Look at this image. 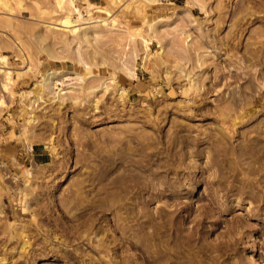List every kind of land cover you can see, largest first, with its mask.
Returning <instances> with one entry per match:
<instances>
[{"label":"rangeland","instance_id":"rangeland-1","mask_svg":"<svg viewBox=\"0 0 264 264\" xmlns=\"http://www.w3.org/2000/svg\"><path fill=\"white\" fill-rule=\"evenodd\" d=\"M263 72L264 0H0V264H264Z\"/></svg>","mask_w":264,"mask_h":264},{"label":"bare ground","instance_id":"bare-ground-1","mask_svg":"<svg viewBox=\"0 0 264 264\" xmlns=\"http://www.w3.org/2000/svg\"><path fill=\"white\" fill-rule=\"evenodd\" d=\"M69 23H70V21H69V18H64V20H62V23L60 24L61 26H69ZM262 46V45H261ZM260 49V48H259ZM258 49V50H259ZM262 52V51H261ZM231 56V55H230ZM258 59V58H257ZM227 60V59H226ZM229 60V59H228ZM227 60V61H228ZM234 61H235V59H234ZM263 61V60H262ZM254 64V63H253ZM247 66V65H246ZM254 66V65H253ZM245 69V68H244ZM262 73V72H261ZM264 73V72H263ZM52 76H53V73H52ZM51 76V77H52ZM258 76V75H257ZM263 77H264V75H263ZM49 78H50V75H49ZM52 78H54V77H52ZM259 79V78H258ZM259 81V80H258ZM261 81V80H260ZM251 83V82H250ZM230 85V84H229ZM5 86V85H4ZM3 86V87H4ZM6 87V86H5ZM238 87H240V86H238ZM249 87V86H248ZM237 90V89H236ZM243 90V89H242ZM241 90V91H242ZM249 90V89H248ZM230 91V90H229ZM244 91H246V90H244ZM234 92V91H233ZM236 92V91H235ZM241 93V92H240ZM239 94V93H238ZM238 94L236 95V96H238ZM243 94V93H242ZM230 95H231V93H230ZM256 95V94H255ZM245 97V96H244ZM224 98V97H223ZM246 98H247V96H246ZM246 98H244V99H246ZM264 98V97H263ZM226 99V98H225ZM249 99H250V97H249ZM245 102H247V101H245ZM244 102V103H245ZM253 105V104H252ZM246 113V112H245ZM227 114V113H226ZM227 115H229V114H227ZM251 115V114H250ZM240 116V115H239ZM252 116V115H251ZM236 117V116H235ZM243 118V117H242ZM247 118V117H246ZM253 118V117H252ZM251 119V118H250ZM225 120V119H224ZM233 120H236V119H234L233 118ZM249 120V119H248ZM253 120V119H252ZM241 122H243V121H241ZM249 122V121H248ZM237 123H238V121H237ZM229 124V123H228ZM246 124H247V122H246ZM234 125V126H233ZM233 129L235 128V126H236V124H235V122L233 123ZM243 126H244V124H243ZM255 126H256V124H255ZM223 127H226V126H223ZM249 130V129H248ZM229 131V130H228ZM227 131V132H228ZM234 131H236V130H234ZM240 131V130H239ZM238 131V132H239ZM230 133V132H229ZM244 133V132H243ZM226 134V133H225ZM222 135V134H221ZM220 135V136H221ZM240 135V134H239ZM195 136V135H194ZM193 136V138H195ZM223 136V135H222ZM227 137H228V135H226ZM230 137V136H229ZM228 137V138H229ZM255 137V136H254ZM240 138V137H239ZM196 139H197V137H196ZM216 139V138H215ZM255 139V138H254ZM202 140H203V138H202ZM206 140V139H205ZM217 140V139H216ZM260 140V139H259ZM199 141V140H198ZM201 141V140H200ZM210 141V140H209ZM218 141V140H217ZM254 141V140H253ZM189 142H191V140L189 141ZM195 142H197V140H195ZM194 142V143H195ZM204 142V141H203ZM207 142H208V139H207ZM256 142V141H255ZM259 142V141H258ZM117 142H115V144H116ZM181 143V142H180ZM179 143V144H180ZM183 143V142H182ZM192 143V142H191ZM193 143V144H194ZM200 142H198V144H199ZM201 143H202V141H201ZM200 143V144H201ZM209 143V142H208ZM220 143V142H219ZM230 143V142H229ZM264 143V142H263ZM114 144V145H115ZM198 144H196L197 146V148L199 147L198 146ZM212 144V143H211ZM217 144H218V142H217ZM216 144V145H217ZM228 144V143H227ZM239 144V143H238ZM253 144H255V143H253ZM260 144V143H259ZM262 144V143H261ZM178 145V144H177ZM220 145V144H219ZM179 146V145H178ZM191 146V145H190ZM195 146V145H194ZM204 146V145H203ZM230 146V145H229ZM233 146V145H232ZM235 146V145H234ZM244 146V145H243ZM254 146V145H253ZM258 146V145H257ZM262 146V145H261ZM49 147V146H48ZM245 147V146H244ZM194 148V147H193ZM222 148H224V147H222ZM51 149V148H50ZM232 149V148H231ZM196 150V149H195ZM200 150H203V148H201ZM221 150V149H220ZM224 150V149H223ZM227 150H228V148H227ZM246 150V149H245ZM248 150H250V149H248ZM255 150V149H254ZM193 151V150H192ZM198 151H199V149H198ZM225 151H226V149H225ZM235 151V150H234ZM256 151V150H255ZM263 151V150H262ZM175 152V151H174ZM203 152V151H202ZM228 152H229V150H228ZM261 152V151H260ZM224 153V152H223ZM234 153V152H233ZM176 154V153H175ZM198 154H199V152H198ZM194 155V154H193ZM219 155V154H218ZM221 155H222V153H221ZM224 155V154H223ZM180 156V155H179ZM199 157V156H198ZM214 157H215V155H214ZM180 158V157H179ZM223 158V157H222ZM227 159V158H226ZM225 159V160H226ZM234 159V158H233ZM224 160V161H225ZM229 160V159H228ZM232 163H234L233 161H232ZM128 165V164H127ZM124 167V166H123ZM130 167V166H129ZM128 168V167H127ZM130 170H131V168H129ZM138 169V168H137ZM118 170L120 171V169L118 168ZM133 170V169H132ZM127 171V170H126ZM116 172V171H115ZM128 172H129V170H128ZM218 172V171H217ZM217 172H216V175H217ZM221 172V171H220ZM219 172V173H220ZM117 173V172H116ZM132 173V172H131ZM113 174V173H112ZM111 174V175H112ZM123 174V173H122ZM128 174V173H127ZM133 174V173H132ZM215 174V173H214ZM129 175H131L130 173H129ZM223 175H225V174H223ZM127 175L125 174L124 175V177H126ZM139 176V175H138ZM133 177V176H132ZM225 177V176H224ZM114 178V177H113ZM128 178V177H127ZM138 178V177H137ZM216 178V177H215ZM223 179V177H221L220 176V179ZM129 179V178H128ZM131 179V178H130ZM139 180H142V179H140V178H138ZM219 179V178H218ZM220 179H219V181H220ZM122 180H123V177H122ZM117 181V180H116ZM116 181H114V182H116ZM136 181H138V180H136ZM212 181V180H211ZM128 182V181H127ZM126 182V179H125V183H127ZM213 182V181H212ZM244 182V181H243ZM122 183V182H121ZM124 183V180H123V184H125ZM217 183V182H216ZM122 184V185H123ZM128 184V183H127ZM130 184V183H129ZM211 185V184H210ZM223 185V184H222ZM225 185V184H224ZM129 186V185H128ZM209 186V185H208ZM214 186V185H213ZM118 187V186H117ZM130 187H132V186H130ZM137 187V186H136ZM210 187V186H209ZM215 187V186H214ZM218 187V186H217ZM220 187H225V186H220ZM133 188V187H132ZM216 188V187H215ZM219 188V187H218ZM127 189V188H126ZM141 189V188H140ZM221 189V188H220ZM219 189V190H220ZM125 190V188L123 189V191ZM137 190V189H136ZM143 190V189H142ZM208 190V189H207ZM210 190V189H209ZM213 190V189H212ZM120 191H122V190H120ZM128 191V190H127ZM126 191V192H127ZM139 191V190H138ZM114 192H115V190H114ZM118 192V191H117ZM125 192V193H126ZM219 192H221L222 193V191H219ZM137 193V192H136ZM211 193V192H210ZM215 193V192H214ZM217 194V193H216ZM207 195H210V194H207ZM212 196H213V193H212ZM215 196V195H214ZM213 196V197H214ZM118 197V196H117ZM220 197V196H219ZM216 199V198H215ZM116 200V199H115ZM217 200V199H216ZM212 201H214V200H212ZM218 201V200H217ZM113 202H115V201H113ZM220 203V202H219ZM115 204V203H114ZM120 205V204H119ZM209 205V204H208ZM219 205H221V204H218V206ZM214 206V205H213ZM216 206V205H215ZM222 206V205H221ZM118 207V206H117ZM204 207V206H203ZM201 208V207H200ZM208 208V207H207ZM119 207H118V209H116L117 211H119ZM185 209V208H184ZM198 209V208H197ZM210 209V208H209ZM200 210V209H199ZM203 210V209H202ZM201 210V211H202ZM205 210V209H204ZM208 210V209H207ZM126 211V210H125ZM175 211V210H174ZM179 212V211H178ZM208 214H211L210 212H207ZM171 214H173V213H171ZM167 215V214H166ZM168 215H169V213H168ZM189 215V214H188ZM144 216V215H143ZM197 216H198V214H197ZM196 216V217H197ZM202 216V215H201ZM205 216H206V212H205ZM149 217V216H148ZM165 217V218H164ZM163 217V215H161V217H159V216H157V218H156V216L155 217H151V219L149 220V222H148V225H149V227H152L150 230V232H147V231H143L142 229H141V231L137 234V235H135L134 236V241H136L135 243H137V245L136 244H134V242H130V244H131V246L129 247L130 249L129 250H126L125 252H126V254H127V258L125 259V260H123V261H120V264H164V263H166L167 261H177L178 259H180V260H182L183 258H186V257H184V255H186V254H188V257H187V259L189 258V259H191V260H194L195 258H199V253H201L202 254V252L201 251H203V249L205 250L206 248H203V249H201L202 248V246H203V244H202V246H201V248H200V246L199 245H197V243H199V241H201L202 240V237L203 236H201V234H200V229L198 228L197 230H196V232H194V233H184V232H186V231H182V227L180 228L179 226H178V224L180 223V222H178V223H176L175 221H174V219H167L168 217H166V216H164ZM176 217H178V216H176ZM195 217V218H196ZM212 217V216H211ZM116 220V219H115ZM140 220V219H139ZM146 220V219H145ZM180 220V219H179ZM197 220H199V219H197ZM196 220V221H197ZM204 221H205V219H203ZM126 221V220H125ZM128 221V220H127ZM201 221V220H200ZM200 221L198 222V224L200 223ZM118 222V221H117ZM130 222V221H129ZM207 222V221H206ZM126 223V222H125ZM141 223H142V221H141ZM197 222H195V224H196ZM201 224V223H200ZM140 225V224H139ZM182 225V224H181ZM180 225V226H181ZM197 225V224H196ZM195 225V226H196ZM199 226V225H198ZM201 226V225H200ZM144 227V226H143ZM142 227V228H143ZM147 227V226H146ZM204 228V227H203ZM147 230H148V228H147ZM204 230V229H203ZM123 231V230H122ZM188 232V231H187ZM193 232V231H192ZM124 235V234H123ZM113 237V236H112ZM126 237V236H125ZM100 238H102V237H100ZM116 238V237H115ZM114 238V239H115ZM127 238V237H126ZM129 238V237H128ZM127 238V239H128ZM122 239H124V238H122ZM104 240V239H103ZM116 240V239H115ZM124 240H126V239H124ZM123 240V241H124ZM114 240H113V238H112V242H113ZM131 241V240H130ZM114 242H117V240L116 241H114ZM120 242V241H119ZM125 242V241H124ZM138 242H139V246H138ZM123 243V242H122ZM207 244H209V243H207ZM219 244V243H218ZM110 245V244H109ZM125 245V244H124ZM205 245V244H204ZM221 245V244H220ZM105 246V245H104ZM117 246H118V244H117ZM128 246V245H127ZM208 246V245H207ZM210 246V245H209ZM212 246V245H211ZM226 246V245H225ZM224 246V247H225ZM111 247V246H110ZM115 247V246H114ZM214 247H216V246H214ZM223 247V246H222ZM105 248V247H104ZM125 248V247H124ZM210 248V247H209ZM219 248V247H218ZM108 249V248H107ZM128 249V248H127ZM212 249V248H211ZM220 249V248H219ZM223 249V248H222ZM75 250V249H74ZM82 250V249H81ZM114 250V253L115 254H118V252L116 253L115 252V250H118V249H116V247H115V249H112V251ZM134 250H139L140 251V253H139V255H138V257H136L135 256V253H134ZM23 251V250H22ZM24 251H26V250H24ZM23 251V252H24ZM83 251V250H82ZM95 251V250H94ZM206 251V250H205ZM204 251V252H205ZM53 252V251H52ZM85 252V251H84ZM101 252V251H100ZM106 252V251H105ZM110 252H111V250H110ZM109 252V253H110ZM28 253V252H27ZM56 253V252H55ZM65 253H66V251H65ZM77 253V252H76ZM79 253V252H78ZM94 254V253H93ZM183 254V255H182ZM201 254H200V258H201ZM27 255V254H26ZM42 255V254H41ZM44 255H46V254H44ZM63 255V254H62ZM67 255V254H66ZM87 255V254H86ZM203 255V254H202ZM78 256V255H77ZM34 257V256H33ZM37 257V256H36ZM92 257V256H91ZM95 257V256H94ZM115 257V256H114ZM125 257H126V255H125ZM139 257H140V260H141V262H139ZM181 257V258H180ZM70 258V257H69ZM80 258V257H79ZM101 258V257H100ZM99 258V259H100ZM207 258V257H206ZM68 259V258H67ZM113 259V258H112ZM186 259V260H187ZM89 260H90V258H89ZM94 260V259H93ZM102 260V259H101ZM116 260V259H115ZM185 260V259H184ZM198 260H200V259H198ZM203 260V259H202ZM208 260V259H207ZM214 260V259H213ZM87 261V260H86ZM91 261V260H90ZM183 261V260H182ZM196 261H197V259H196ZM215 261V260H214ZM95 262V261H94ZM180 262V261H179ZM185 262V261H184ZM198 262V261H197ZM1 263V262H0ZM82 263V262H81ZM90 263V262H89ZM92 263V262H91ZM104 262L102 261V264H103ZM171 263V262H170ZM174 263V262H173ZM183 263V262H182ZM80 264V263H79ZM96 264V263H95ZM99 264V263H98ZM104 264H107V263H104ZM111 264H119V263H117L116 261H112L111 260ZM167 264V263H166ZM172 264V263H171Z\"/></svg>","mask_w":264,"mask_h":264},{"label":"crops","instance_id":"crops-1","mask_svg":"<svg viewBox=\"0 0 264 264\" xmlns=\"http://www.w3.org/2000/svg\"><path fill=\"white\" fill-rule=\"evenodd\" d=\"M35 156H41V154L40 153L39 154L36 153Z\"/></svg>","mask_w":264,"mask_h":264}]
</instances>
